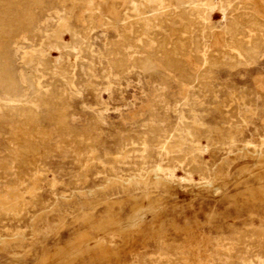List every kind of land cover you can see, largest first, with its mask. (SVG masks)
Wrapping results in <instances>:
<instances>
[{"label": "rangeland", "instance_id": "rangeland-1", "mask_svg": "<svg viewBox=\"0 0 264 264\" xmlns=\"http://www.w3.org/2000/svg\"><path fill=\"white\" fill-rule=\"evenodd\" d=\"M13 2L0 264H264V0Z\"/></svg>", "mask_w": 264, "mask_h": 264}, {"label": "bare ground", "instance_id": "bare-ground-1", "mask_svg": "<svg viewBox=\"0 0 264 264\" xmlns=\"http://www.w3.org/2000/svg\"><path fill=\"white\" fill-rule=\"evenodd\" d=\"M227 1V0H225ZM35 3V1H34ZM15 3L13 2V0H0V89L4 92H16L17 88H16V84L15 81L8 69V61L5 57L3 48L5 45V39L7 37V32L9 31V29H11V27L13 26V24L15 23V12H14V5ZM37 4V3H35ZM41 4V3H40ZM37 6V5H36ZM225 6V5H224ZM182 7V6H181ZM244 8V7H243ZM169 11V10H168ZM182 11V10H181ZM154 12V11H153ZM152 12V13H153ZM231 12V11H230ZM32 14V13H31ZM151 14V13H150ZM229 14V13H228ZM235 14V13H234ZM250 14V12H249ZM252 14V13H251ZM240 16H246V13H241L238 14ZM145 16V15H144ZM35 17V15H34ZM231 17V16H230ZM255 18V17H253ZM223 19V18H222ZM106 20V19H105ZM231 23L233 25L234 31H233V35H237L239 31H241L243 29V24L241 23V20L236 19V18H231ZM208 21V20H207ZM187 22V21H186ZM222 22V21H221ZM228 22V21H227ZM90 23V22H89ZM189 23V22H188ZM224 23V22H223ZM222 23V24H223ZM229 23V22H228ZM187 24V23H186ZM186 24L184 25V29ZM200 24V23H199ZM230 24V23H229ZM250 24V23H249ZM252 25H255L257 27H259L260 24H258L255 20L252 21L251 23ZM224 25V24H223ZM189 26V25H188ZM248 26V25H247ZM217 27V26H216ZM222 27V26H221ZM138 28V27H137ZM211 28V27H210ZM263 29V28H262ZM190 31V30H189ZM139 32V31H138ZM137 32V33H138ZM188 32V31H187ZM154 33V32H153ZM229 33V32H228ZM121 34V33H120ZM139 34V33H138ZM209 36V34H207ZM166 37V36H165ZM161 39V38H160ZM188 39V38H187ZM231 39V38H230ZM165 40V39H164ZM161 41V40H160ZM186 41V39L184 40ZM183 40H177V42L175 43V45H173L172 48H165L163 45L164 44H159V48L157 46L158 49H160L161 51H163V59L167 62V63H171L173 62V55L175 53H181L183 49L185 48V42ZM158 42V41H157ZM163 42V41H162ZM227 42V41H226ZM160 43V42H159ZM246 44V43H245ZM202 45V44H201ZM230 46L233 49V53L231 54V56L229 57L227 54H225V56L223 57V59H227L228 57H236V56H241L242 53H247V54H255L257 52L258 49V45L255 42H251L249 46L244 47L241 43L240 40H236L233 39L232 42H230ZM156 48V49H157ZM110 54L115 55V58L112 59V62H114V64H116V66L119 67H124L127 63V60L125 58L126 53L123 50H116L115 48H110L109 49ZM224 54V53H222ZM221 54V55H222ZM208 55H209V50L207 47L204 48V52H203V57L204 59H208ZM243 58V57H242ZM253 59V58H252ZM141 60V62L143 61L142 57H131V61L132 62H136L138 63ZM210 60V59H209ZM215 60V59H213ZM220 60H222L220 58ZM233 60V59H232ZM230 60V61H232ZM216 61V60H215ZM229 61V60H228ZM224 62V61H223ZM234 62V61H233ZM244 62V61H243ZM216 63V62H215ZM229 63V62H228ZM231 63V62H230ZM241 63V62H239ZM238 64V63H237ZM204 65V63H203ZM210 69V67H209ZM54 70V69H53ZM185 70V69H184ZM208 70V69H206ZM209 71V70H208ZM204 72V71H203ZM204 74V73H203ZM209 74V73H208ZM205 76V75H204ZM69 79V78H68ZM1 94V93H0ZM35 95V94H33ZM37 101V100H36ZM58 102V101H57ZM14 110V109H13ZM57 110V109H56ZM23 111L28 114L30 112V108L27 104L23 105ZM31 113V112H30ZM25 120V119H24ZM31 120V119H30ZM63 120V119H62ZM61 120V121H62ZM60 121V120H59ZM61 123V122H60ZM23 126V125H22ZM25 126V125H24ZM27 127V126H26ZM64 127V126H63ZM39 134V133H38ZM37 134V135H38ZM42 134V133H41ZM32 150V149H31ZM39 150V149H38ZM172 150V149H171ZM25 151V149H24ZM27 151V150H26ZM170 151V150H169ZM66 152V151H65ZM96 158V157H95ZM156 178V177H155ZM163 185L167 186V182L165 180H162ZM207 186V185H206ZM206 186L202 185L198 188V190H206ZM211 188V187H210ZM197 190V191H198ZM188 191V190H187ZM182 193V192H181ZM138 221V220H137ZM136 223V222H135ZM138 223V222H137ZM246 235V234H245ZM244 242V241H243Z\"/></svg>", "mask_w": 264, "mask_h": 264}]
</instances>
